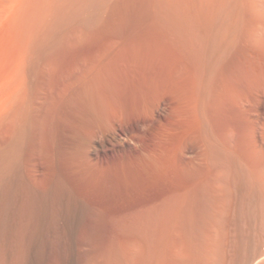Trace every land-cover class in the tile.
Instances as JSON below:
<instances>
[{
	"label": "rangeland",
	"instance_id": "374dc122",
	"mask_svg": "<svg viewBox=\"0 0 264 264\" xmlns=\"http://www.w3.org/2000/svg\"><path fill=\"white\" fill-rule=\"evenodd\" d=\"M0 158V264L264 252V0H0Z\"/></svg>",
	"mask_w": 264,
	"mask_h": 264
},
{
	"label": "bare ground",
	"instance_id": "6f19581e",
	"mask_svg": "<svg viewBox=\"0 0 264 264\" xmlns=\"http://www.w3.org/2000/svg\"><path fill=\"white\" fill-rule=\"evenodd\" d=\"M253 5V4H252ZM254 6V5H253ZM255 7V6H254ZM1 159V158H0ZM0 162H1V160H0ZM4 166V165H3ZM3 168V167H2ZM260 246V245H259ZM256 247H258V244H257V246ZM255 247V248H256ZM263 250V249H262ZM262 250H260L259 249V247L258 248H256V250H253V252L252 253H250V252H248L247 254L249 255L248 257L246 256L247 254H245V257H243L244 258V263H242V264H264V252L262 251ZM251 254V255H250ZM222 257V256H221ZM238 257H239V255H238ZM247 257V258H246ZM214 258V257H213ZM241 258V257H240ZM242 258V259H243ZM246 258V259H245ZM217 259V258H216ZM231 259V258H230ZM235 259H239V258H235ZM242 259H240V261H242L243 262V260ZM232 260H233V258H232ZM228 261V260H227ZM239 260H238V262H240ZM203 262V261H202ZM207 262V261H206ZM237 262V264H239ZM222 263V262H221ZM200 264V263H199ZM203 264V263H202ZM206 264V263H205ZM241 264V263H240Z\"/></svg>",
	"mask_w": 264,
	"mask_h": 264
}]
</instances>
